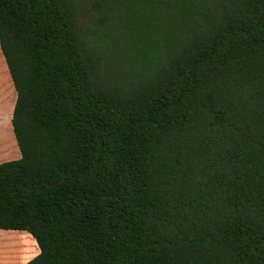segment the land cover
<instances>
[{
  "label": "trees",
  "instance_id": "trees-1",
  "mask_svg": "<svg viewBox=\"0 0 264 264\" xmlns=\"http://www.w3.org/2000/svg\"><path fill=\"white\" fill-rule=\"evenodd\" d=\"M0 52L26 264H264V0H0Z\"/></svg>",
  "mask_w": 264,
  "mask_h": 264
},
{
  "label": "crops",
  "instance_id": "crops-1",
  "mask_svg": "<svg viewBox=\"0 0 264 264\" xmlns=\"http://www.w3.org/2000/svg\"><path fill=\"white\" fill-rule=\"evenodd\" d=\"M15 95L7 120L4 124H0V163L20 158V152L14 138L11 124L12 108L14 107L16 99ZM4 104V101L0 97V111L3 109ZM33 243H36L33 237L25 231L0 229V254L4 256L8 254L11 257V264H26L31 260L29 257L34 255Z\"/></svg>",
  "mask_w": 264,
  "mask_h": 264
},
{
  "label": "rangeland",
  "instance_id": "rangeland-1",
  "mask_svg": "<svg viewBox=\"0 0 264 264\" xmlns=\"http://www.w3.org/2000/svg\"><path fill=\"white\" fill-rule=\"evenodd\" d=\"M109 53L110 52H108V56ZM14 95L15 92H14L13 84L8 74L2 54L0 52V97L5 103L3 109H1L0 111L1 125L4 124V122L7 120V118L3 116V113L6 111V109L10 108V103H12ZM33 249H34V255L29 257L31 259L34 258L35 255L38 253V248L36 246V243H33ZM10 260L11 257L8 254L6 256L0 254V264H11Z\"/></svg>",
  "mask_w": 264,
  "mask_h": 264
}]
</instances>
